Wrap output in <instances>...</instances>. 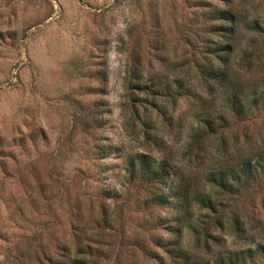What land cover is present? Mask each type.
Returning a JSON list of instances; mask_svg holds the SVG:
<instances>
[{
  "label": "rangeland",
  "instance_id": "1",
  "mask_svg": "<svg viewBox=\"0 0 264 264\" xmlns=\"http://www.w3.org/2000/svg\"><path fill=\"white\" fill-rule=\"evenodd\" d=\"M216 11L236 16L224 85ZM141 155L168 175L130 176ZM241 163L229 193L206 180ZM236 254L264 264V0H0V264Z\"/></svg>",
  "mask_w": 264,
  "mask_h": 264
},
{
  "label": "trees",
  "instance_id": "2",
  "mask_svg": "<svg viewBox=\"0 0 264 264\" xmlns=\"http://www.w3.org/2000/svg\"><path fill=\"white\" fill-rule=\"evenodd\" d=\"M211 21H216L218 24L222 22H226L229 25L227 27H222V26H217L218 29H223V31H226L228 33L227 37V44L222 46L221 50L223 52L216 54L215 56L217 59L220 61L221 66H218L217 68H209L206 70L207 74L205 76L207 77H212L213 79L221 82L224 85V82L227 81L228 79V57L232 53V43L231 40L233 39L234 35V23L236 20L235 14H233L231 11H216L210 14ZM256 22H252L250 24V28L252 30H256L257 28ZM232 35V36H231ZM140 87V86H136ZM237 91H232V93L229 94L228 100L230 102V109H232L234 112L241 110L244 108L245 103H248V98H244V96H241V94H237ZM204 123L208 125L210 123L209 120L204 119ZM210 127V126H208ZM129 168H130V176H135L137 173L140 174L141 179L143 178H151L153 179L154 177L157 179H163L165 175H168V167L166 164L161 163L157 164L151 160L147 155H141L134 160V157L130 159L129 162ZM250 164L246 163H241L239 166V172L234 171L233 168H228L224 167L222 169L214 170L212 172H208L206 175V180L213 185L214 187L218 188L219 190L224 191L225 193H229L231 190V183L229 180H232L234 182L239 181V175L240 173H250L249 170L251 167L249 166ZM139 176V175H138ZM137 176V177H138ZM174 197L176 200L179 202H182V204H191L190 202L192 201V197L189 195V190L187 186H177L176 190H174ZM193 201L197 200V203L202 206L203 209L209 210L211 212H215V210L218 208L214 200L211 199L209 195H203V194H197V196H193ZM206 236H208L206 232ZM239 255V254H238ZM238 255L236 254L235 256H219L214 262V264H237L238 263ZM250 256V254H248ZM236 257V259L234 258ZM187 264V261H185ZM189 264V263H188ZM199 264H209L208 262H200Z\"/></svg>",
  "mask_w": 264,
  "mask_h": 264
}]
</instances>
